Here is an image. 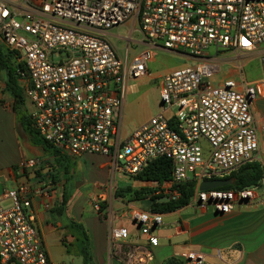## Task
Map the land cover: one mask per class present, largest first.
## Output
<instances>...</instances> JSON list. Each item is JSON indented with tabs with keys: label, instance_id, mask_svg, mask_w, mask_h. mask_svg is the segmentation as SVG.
Wrapping results in <instances>:
<instances>
[{
	"label": "built area",
	"instance_id": "built-area-1",
	"mask_svg": "<svg viewBox=\"0 0 264 264\" xmlns=\"http://www.w3.org/2000/svg\"><path fill=\"white\" fill-rule=\"evenodd\" d=\"M130 18L145 43L131 57L129 44L121 55L106 37ZM0 44L24 63L23 93L32 103L28 113L39 134L61 153L108 156L104 190L91 203L108 222L112 259L150 264L158 243L154 228L164 217L150 206L125 203L121 215L138 224V238H130L128 225L116 224V172L134 176L165 155L172 161L170 177L143 180L159 198L176 199L189 182L193 192L180 207L228 212L259 197L261 179L243 187L201 189L199 184L256 159L251 100L264 94V51L260 76L242 78L240 88L233 78L212 83L209 77L218 70L212 55L219 50L240 53L264 44V0H0ZM153 47L194 60L162 75V109L125 131L126 85L147 73ZM40 161L29 156L18 167L35 169ZM51 186L47 178L39 186L22 181L0 191V264H50L31 204L35 195L49 196ZM178 264L216 263L187 248L179 252Z\"/></svg>",
	"mask_w": 264,
	"mask_h": 264
},
{
	"label": "crops",
	"instance_id": "crops-1",
	"mask_svg": "<svg viewBox=\"0 0 264 264\" xmlns=\"http://www.w3.org/2000/svg\"><path fill=\"white\" fill-rule=\"evenodd\" d=\"M119 25L127 26V32L121 34L113 30L112 27L106 34L116 50L117 47L112 37H121L126 40L123 46L124 53L125 46L127 44L130 46V42H143L142 39H133L134 31L139 30L134 19L130 18ZM139 51H135L134 54ZM230 51L219 50L212 55L218 69L219 63L227 64L224 75L217 83L226 78H233L237 81V87L240 88L242 78L252 81L260 76V56L264 51V44L252 50L237 53L241 57L238 60L228 59L225 54ZM4 80L5 72L0 69V191L14 187L22 181H28L35 186L42 185L45 179L49 178L46 175L48 169L51 168L50 162H53V157L45 155L43 148L39 145L29 143L25 130L13 108V97L4 88ZM161 82L162 79L160 85ZM251 109L258 135L256 160L261 163L264 173V94L257 95L251 100ZM23 145L28 148V152H25L24 155L22 153L20 156H14L15 151ZM26 155H36L40 158L39 164H42L40 175L43 176L44 180H38L31 172L37 167L25 170L18 167V163L27 157ZM98 156L101 157L99 161L96 160L90 166L86 165L85 157L97 159ZM72 160L71 178L73 177V180H66L63 175L59 174L57 179L52 182L49 196L35 195L31 204L35 223L39 229L50 264H72L71 261H64L62 256L59 257L57 254V250H54L58 245L65 247L64 242L75 237L72 229H69L70 218L82 222L87 228L93 262L101 260L103 255L107 253L108 222L96 211L93 216L84 217L82 215L79 204V197L82 194L80 187L85 185L86 180L79 179V173L82 171H86L87 174L96 173L99 170L98 175H101L102 185H104L110 168L109 158L103 154L88 152L72 156ZM64 188L69 189L70 197L65 209L58 211L56 207L60 203ZM263 194L264 175L261 178V186L258 191L259 197L253 203L238 205L228 212H218L211 209L202 210L194 206H191V210L184 212H180L183 207L173 210L177 212L174 216L166 219L163 217V223L154 228V232L158 236V243L153 247L154 257L150 264H178L179 252L187 248L203 251L206 258L216 264H264V199H261ZM46 201L49 202L48 207L44 206ZM117 215L120 217L116 221L122 217L121 213ZM129 229L130 238H138L137 228L129 227ZM65 250L68 251L67 247Z\"/></svg>",
	"mask_w": 264,
	"mask_h": 264
},
{
	"label": "rangeland",
	"instance_id": "rangeland-1",
	"mask_svg": "<svg viewBox=\"0 0 264 264\" xmlns=\"http://www.w3.org/2000/svg\"><path fill=\"white\" fill-rule=\"evenodd\" d=\"M127 29L128 27L125 25H117L113 27V30L120 32L121 34L126 33ZM133 39L135 40L143 39L142 34L139 30L134 31ZM112 40L116 44L117 52L120 53L121 55H124L123 46L125 45L126 40L121 37L118 38L112 37ZM144 47H145L144 42L141 41L130 42V49L128 53L129 57H131L135 51L137 52ZM152 50H153V56L148 61L147 73L138 77L130 78L127 82L126 99H125V106H124L123 118H122L123 128L125 131L133 129L136 125L140 124L150 115H153L154 113L162 109V102L160 100V95H159L160 81L162 79V75L165 72L174 69L178 65L180 66L186 63H192L194 60L193 58L189 57L187 54L181 51H176L163 47H153ZM225 55L228 57L229 60H236V59L238 60L241 58L239 57L240 54L237 55L236 51L232 52V50L230 52H227ZM226 65H227L226 63H219V69L209 77L210 82L212 83L218 82V80L225 73ZM22 95H23L22 108L24 111H28L30 108H32V103L24 93H22ZM7 124L8 123L6 122V125ZM25 134L27 135L30 144L39 145L31 142L27 131H25ZM39 146L41 147V145ZM25 152H28V148L23 145L22 147H20L18 150L15 151L14 156L17 155L20 156V154L22 153L24 155ZM29 156H36V155H29ZM100 159L101 157L97 159L95 157L91 159L85 157V162L87 166H90L94 164L96 160L99 161ZM41 169H42V164H38L37 168L31 171L34 173V176L38 178V180L40 179L44 180L43 176L40 175V171H42ZM98 172L99 170H97L96 173L91 172L87 174L86 171H82L79 173V179L83 178L84 180H86V182L84 183L85 185H82L80 187L82 194L79 197V204L81 205V212L84 217L94 215L95 210L92 207L91 201L93 197L97 196L99 193H101L104 190V186L102 185V181H101V175H98L99 174ZM109 173H110V169L108 171L107 178L109 176ZM71 179L73 180V177ZM112 180L117 187H123L125 185L138 187L140 185L141 186L145 185L143 181L133 179L132 176L123 172H116L112 176ZM116 197H117L115 202V204H117L115 206L116 214H120L122 211L127 209L128 207L125 205V203L128 202H132L133 204L137 206H141L143 208L149 206L148 197L133 198V196L128 193L117 194ZM188 210H191V206L183 207V209H181L180 212H184ZM176 213H177L176 211L165 213L164 219L170 218L174 216ZM120 222L127 224L132 229H136L138 227V224L135 220L130 219L126 216H122L120 220L116 221V224ZM69 229L71 230L73 228L70 227ZM64 244L65 247L68 246L69 248L68 251L65 250V247L63 245H58V247L54 250H57V254L59 255V257L62 256L64 261L67 262L71 261L72 264H124L123 262L117 261L116 259L112 260V258L107 253L103 255L101 260H98L96 262L92 261V262L84 263L82 255L79 252L80 242L77 238L73 237L72 240L70 239V241H65Z\"/></svg>",
	"mask_w": 264,
	"mask_h": 264
},
{
	"label": "trees",
	"instance_id": "trees-1",
	"mask_svg": "<svg viewBox=\"0 0 264 264\" xmlns=\"http://www.w3.org/2000/svg\"><path fill=\"white\" fill-rule=\"evenodd\" d=\"M17 56L18 55L15 51L0 44V69L5 72L4 88L12 95L13 108L16 111L24 130L28 132L31 142L41 145L45 155H51L53 157V162H50L51 168L48 169L46 176L49 177L52 182L57 179L59 174L63 175L66 180H71V170L73 167L72 156L59 152L52 143L44 139L33 126L29 113L22 108L23 85L22 73L20 71L24 70V63L22 60H17ZM171 172V159L165 155H161L152 159L141 171L132 177L139 181L161 180L170 177ZM263 175L264 173L261 163L256 159H251L232 170L226 177L233 178V182L222 185L221 187H243L246 185L257 184ZM193 186L194 183L192 182L186 184L185 189H182L180 195L176 199L159 198L161 195L151 194L152 188L144 185L138 187H132L131 185L117 187L115 194L128 193L132 195L133 198L148 197L150 208L166 213L187 203L193 192ZM69 197V189L64 188L60 203L56 207L58 211L65 209ZM157 197L159 199H157ZM69 225L73 228L72 233L75 238L80 242L79 252L82 255L83 262H92L87 228L82 222L73 220L72 218L69 219ZM66 247L69 249L68 246Z\"/></svg>",
	"mask_w": 264,
	"mask_h": 264
},
{
	"label": "water",
	"instance_id": "water-1",
	"mask_svg": "<svg viewBox=\"0 0 264 264\" xmlns=\"http://www.w3.org/2000/svg\"><path fill=\"white\" fill-rule=\"evenodd\" d=\"M232 182H233V178L231 177L203 179L200 182L199 187L203 189V188H208V187L222 186V185H225L227 183H232Z\"/></svg>",
	"mask_w": 264,
	"mask_h": 264
}]
</instances>
